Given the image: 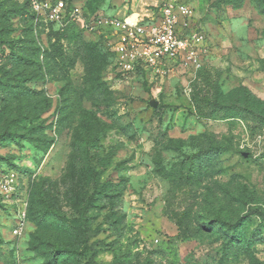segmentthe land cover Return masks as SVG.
I'll return each instance as SVG.
<instances>
[{"label":"rangeland","instance_id":"1","mask_svg":"<svg viewBox=\"0 0 264 264\" xmlns=\"http://www.w3.org/2000/svg\"><path fill=\"white\" fill-rule=\"evenodd\" d=\"M77 1L34 35L0 0V264H264V0ZM170 1L201 66L116 72L98 18Z\"/></svg>","mask_w":264,"mask_h":264},{"label":"built area","instance_id":"2","mask_svg":"<svg viewBox=\"0 0 264 264\" xmlns=\"http://www.w3.org/2000/svg\"><path fill=\"white\" fill-rule=\"evenodd\" d=\"M27 4L33 17L35 35L48 33L50 28L65 31L79 22L93 30L96 24L77 0H18ZM192 11L176 1L161 5L157 13L129 16L99 17V24L111 34L113 61L111 66L121 74H156L172 65L195 69L205 54L203 36L190 31ZM15 173L0 181V192L10 193L16 182ZM25 214H21L24 220ZM17 234V230L14 232Z\"/></svg>","mask_w":264,"mask_h":264},{"label":"trees","instance_id":"3","mask_svg":"<svg viewBox=\"0 0 264 264\" xmlns=\"http://www.w3.org/2000/svg\"><path fill=\"white\" fill-rule=\"evenodd\" d=\"M18 1V0H17ZM21 7H22V15H23V17L25 18V20H26V22H27V24L29 25V27H30V29H31V32L34 34V29H33V17H32V15L29 13V10H28V7H27V4L26 3H24V4H21ZM84 10H86L87 12H88V10H87V8H84ZM89 13V12H88ZM73 26H75V25H71V26H69L67 29H70L71 27H73ZM66 29V30H67ZM50 30L51 31H53L54 29H52V28H50ZM55 31H58V30H55ZM35 35V34H34ZM114 57V56H113ZM113 61V60H112ZM112 61H111V63H110V65L112 64ZM0 85H2V81H0ZM221 224H222V226L223 227H225V229H227V231L228 232H231V229H232V225H230L228 222H225V221H223V220H221V219H217ZM206 224H208V223H206ZM201 225V227L200 228H207L208 226L207 225ZM178 227L180 228V224H178Z\"/></svg>","mask_w":264,"mask_h":264},{"label":"water","instance_id":"4","mask_svg":"<svg viewBox=\"0 0 264 264\" xmlns=\"http://www.w3.org/2000/svg\"><path fill=\"white\" fill-rule=\"evenodd\" d=\"M157 106V103L156 102H153L152 103V107L155 108Z\"/></svg>","mask_w":264,"mask_h":264},{"label":"crops","instance_id":"5","mask_svg":"<svg viewBox=\"0 0 264 264\" xmlns=\"http://www.w3.org/2000/svg\"><path fill=\"white\" fill-rule=\"evenodd\" d=\"M120 17V16H119ZM123 17V16H122Z\"/></svg>","mask_w":264,"mask_h":264}]
</instances>
